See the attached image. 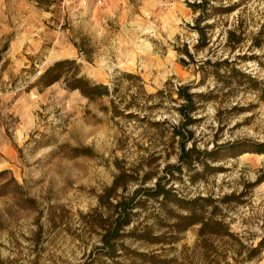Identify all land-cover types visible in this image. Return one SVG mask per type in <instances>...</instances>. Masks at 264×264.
I'll use <instances>...</instances> for the list:
<instances>
[{
	"label": "rangeland",
	"instance_id": "1",
	"mask_svg": "<svg viewBox=\"0 0 264 264\" xmlns=\"http://www.w3.org/2000/svg\"><path fill=\"white\" fill-rule=\"evenodd\" d=\"M50 1L0 0V264H264V0ZM64 60L107 95L38 82ZM158 181L182 204L142 197L106 256ZM197 199L234 239L172 227Z\"/></svg>",
	"mask_w": 264,
	"mask_h": 264
},
{
	"label": "trees",
	"instance_id": "2",
	"mask_svg": "<svg viewBox=\"0 0 264 264\" xmlns=\"http://www.w3.org/2000/svg\"><path fill=\"white\" fill-rule=\"evenodd\" d=\"M38 3H45L47 6L52 2L50 0H35ZM207 3L206 0H203L200 4L196 6V8H201V4ZM203 16V14H202ZM75 62L72 60H64L58 61L54 63L51 67L46 69L43 74L38 79L39 83H42L44 86H49L61 78H64V82L66 83L67 88L70 90H78L79 93L87 98L88 100H94L100 98L102 96L107 95L108 90L106 86L97 85L91 83L83 77H76V73H73L69 69L63 73V68L70 67L74 65ZM177 95L179 98L183 100V106L180 108L181 115L183 117L187 116L188 112L194 111L193 105V96L187 92L185 87H181L177 91ZM176 135L181 138L180 145V156L182 161L185 162L186 157H190L189 154L193 152L194 149H185V145L183 143V132L178 131ZM4 173H0L3 175ZM115 189V185H112L109 189H106L104 192V198L108 202L109 196L112 195L113 190ZM142 197H152L158 198L162 197L164 201L174 203L175 205H181L182 201L178 199L175 195H173L169 190H166L164 186L161 185V181H158L155 187L149 191L138 189L135 191L133 196L129 198H122L116 201V204L113 205L112 209V222L108 225L102 234L101 243L104 254L106 256L113 257L117 252V244L124 237L123 230L126 226H128L131 222V212L134 208H140L143 206V198ZM211 204L210 199H197L195 201H190L185 203V207L183 208L187 211V213L183 216H176V220L172 224V227L176 229L177 232H183L186 229L197 226L198 238L202 239H234V235L229 232L228 226L224 223V221L215 218L214 216H204L202 215V211L204 208ZM140 240L143 239H152L148 233H144L139 236ZM151 243H159V238L153 239ZM261 242L252 249L249 250L251 255L260 254Z\"/></svg>",
	"mask_w": 264,
	"mask_h": 264
},
{
	"label": "built area",
	"instance_id": "3",
	"mask_svg": "<svg viewBox=\"0 0 264 264\" xmlns=\"http://www.w3.org/2000/svg\"><path fill=\"white\" fill-rule=\"evenodd\" d=\"M100 3H101V1L99 0V1H98V4H100ZM83 4H85V3L83 2Z\"/></svg>",
	"mask_w": 264,
	"mask_h": 264
}]
</instances>
